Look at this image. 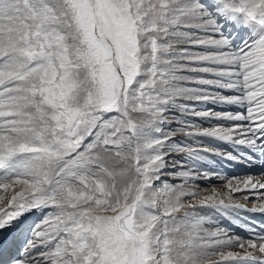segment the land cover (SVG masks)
Masks as SVG:
<instances>
[{
	"label": "rangeland",
	"instance_id": "obj_1",
	"mask_svg": "<svg viewBox=\"0 0 264 264\" xmlns=\"http://www.w3.org/2000/svg\"><path fill=\"white\" fill-rule=\"evenodd\" d=\"M206 2L0 0V39L8 35L6 41H0V136L12 138L3 141L0 137V192L9 194L23 188L14 200H25L30 217L37 214L25 229L31 237L17 261L134 264L136 240L122 237L123 227L116 226L113 210L131 203L139 192L143 197L132 214L133 225H143L147 209L161 217L136 237L137 264L264 261V238H240L219 219L243 218L244 207L263 209L264 188L253 191L262 197H247L249 192H241L227 199L224 185L250 174L224 175L211 160L216 155L225 162V144L245 141L227 131L248 125L255 102H244L250 88L256 87L245 88L240 77L245 73L244 66L252 62L253 67L261 68L264 61L257 48L264 44L258 46V35L254 34L257 30L264 32V0H214L211 7ZM221 7L239 16V29L249 25L254 37L247 35L246 28L245 52H239V59L231 55V60L225 58L215 65L211 58L236 52L230 45L226 48L216 43L231 41L232 45L234 34L241 32L236 24H222L221 19L213 18ZM186 16L191 17L187 22L181 19ZM96 17L106 39L96 33ZM210 20L216 25L213 32L198 26ZM183 26H191V30ZM188 33L202 45H185ZM235 46L239 51L237 43ZM196 60L203 61L197 66ZM162 62L182 67L161 71ZM251 76L245 77L251 80ZM190 88L202 93L198 97L187 94ZM258 93L261 95L260 90ZM21 95L30 102L29 111L37 115L18 108ZM163 100L176 104L163 107L159 103ZM200 101L205 104L204 110L186 107ZM236 105L242 106L235 110ZM157 106L162 108L159 113ZM167 109L169 112H164ZM196 117L200 119L198 125L187 122V118ZM156 122L160 125H154ZM35 124L38 133H34ZM218 129L227 136L215 137L212 133ZM151 138L164 143L157 147L162 152L156 159H151L154 147L147 143ZM196 138V145H183ZM203 138L213 141H201ZM4 142L13 148L5 147ZM16 148L19 151L11 152ZM155 162L158 167L152 169ZM252 178L255 182L259 177ZM213 190L219 197L210 196L209 202H202ZM227 205L228 210L222 209ZM100 211H111L113 217ZM190 232L197 234L195 242L190 240ZM226 239L230 240L227 245L223 243Z\"/></svg>",
	"mask_w": 264,
	"mask_h": 264
},
{
	"label": "bare ground",
	"instance_id": "obj_2",
	"mask_svg": "<svg viewBox=\"0 0 264 264\" xmlns=\"http://www.w3.org/2000/svg\"><path fill=\"white\" fill-rule=\"evenodd\" d=\"M167 1V0H166ZM207 2V5H208V7H211V3H213V1L212 0H206ZM186 6V5H185ZM218 10V9H217ZM217 13V15H215L213 18H218L219 20L221 19V23L223 24L224 23V21H227V22H229L230 24H236V27H237V30H241V32H243V29H239L240 27H238L237 26V24H238V20L240 19L239 18V16H237L236 14H230L229 12H225L224 10H223V8L221 7V9L219 8V10H218V12H216ZM199 14V13H198ZM236 17H237V19H236ZM191 17L190 16H186V17H183V18H181L182 20H184V21H188L189 19H190ZM243 19V18H242ZM180 20V19H179ZM214 20V19H213ZM213 20H210V21H203V22H200L201 24H199L198 26L199 27H204V26H206V29H209V31H212V30H215V28H216V25L214 24V21ZM6 21H9V22H11V20H10V18L9 17H7V19H6ZM242 21V20H241ZM225 23V25L224 26H226L228 23ZM239 22H240V20H239ZM184 24H186V23H184ZM188 24V23H187ZM229 24V25H230ZM240 24V23H239ZM167 25V24H166ZM192 25V24H191ZM210 25V26H209ZM248 25V24H247ZM7 26L9 27V23L7 24ZM195 26V25H194ZM240 26V25H239ZM165 27H167V26H165ZM187 27V26H186ZM186 27H184L183 26V28H186ZM190 27L191 26H188V28H186V30L188 29L189 31L191 30L190 29ZM245 28H247L246 26H245ZM164 29V28H163ZM167 29H169L168 27H167ZM219 29V28H218ZM187 30V31H188ZM220 30V29H219ZM164 31V30H163ZM213 32V31H212ZM254 34H257L258 36H257V40H258V42H256V44L258 43L259 45H261V44H264V32L263 31H260L259 32V30H257L256 31V33L254 32ZM189 37H190V34L188 33L187 34ZM7 36L8 35H6V37L4 36V37H2V40L0 39V41L2 42V41H6L5 40V38H7ZM186 37V39L187 38H189V37ZM253 37V36H252ZM256 37V36H255ZM184 39V38H183ZM185 40V39H184ZM250 40H252V39H250ZM250 40H249V42H250ZM227 41V40H226ZM185 42V41H184ZM196 41H194L193 39H192V37H190L189 38V41L188 42H186V44L185 45H187V46H189V45H191V44H193L194 43V45L196 44V45H202L201 43H195ZM221 42V41H220ZM230 42L231 41H229V43H228V41L226 42V44H223L222 42L221 43H216V44H218L219 46H221V45H223V47L225 46L226 48L229 46V45H231L230 44ZM252 42V41H251ZM189 43V44H188ZM225 43V42H224ZM228 43V44H227ZM3 44V43H2ZM257 44V45H258ZM163 45H165V44H163ZM250 45H252V44H250ZM249 45V46H250ZM258 45V46H259ZM252 48H254V47H252ZM258 49V52L259 51H261V54H262V56L264 57V47H257ZM168 49V48H167ZM255 49V48H254ZM230 50V49H229ZM251 50V49H250ZM163 51H165V48H163ZM231 51V50H230ZM260 54V53H259ZM259 54H257L258 56H259ZM231 55H234V59L235 58H237L238 57V55H239V51H236V52H230V53H225V54H223V55H219V56H217V59L216 58H211L210 60V62L211 63H213V64H217L219 61H221V60H223V59H227V58H229L230 59V56ZM247 55V54H246ZM251 54H249V56H250ZM254 55H255V53H254ZM247 57V56H246ZM245 57V59H247ZM9 58V57H8ZM11 58V57H10ZM237 59H239V58H237ZM249 59V58H248ZM248 59H247V61H248ZM250 59H252V56H251V58ZM249 59V60H250ZM259 59V58H258ZM257 59V60H258ZM205 60V59H204ZM207 60V59H206ZM231 60V59H230ZM229 60V61H230ZM233 60V59H232ZM254 60H256V59H254ZM254 60H253V62H254ZM201 61H203V60H196V61H194V65H200V63H201ZM228 61V60H227ZM234 61H236L237 62V60H234ZM246 61V60H245ZM256 62V61H255ZM259 62H261V60L259 61ZM250 63V62H249ZM249 63H247V65L249 64ZM235 64V63H234ZM260 64V63H259ZM162 66H161V71H164L165 69H167V68H169L170 69V71H171V69L172 68H174V69H179L180 67H182V66H178V65H176L175 64V66H171V64L170 63H168V62H162V64H161ZM246 65V64H245ZM252 65V66H251ZM251 65H249V66H244L243 67V65H240V66H242V67H240V69L242 68L244 71H245V73H243L244 75L243 76H241L240 78H242L241 79V81L243 82V84L245 85L246 84V86H245V88H248V87H250V86H253V87H256L254 90L252 89L251 90V88H250V92H248L247 93V100L249 101V102H251V101H255L254 102V104H253V106H252V108H250V111H251V115H250V118L248 119V125L246 126V127H243V126H237L236 128H234V130H233V128H232V130L230 129H228L229 131H227L228 132V134H230V135H232V133L234 132V135L235 136H240V137H244V140L245 141H247V142H250L251 143V145H254L255 143H256V141H255V139H252V134H251V129H254L253 130V133L259 128V127H261L262 125L261 124H263V122H259V125H257V124H254L253 123V120L254 119H257V121H260L261 120V118L263 117L264 118V86L263 87H259V86H262L263 85V83H264V61L261 63V68L259 67V68H257V67H253L254 66V64H252V62H251ZM7 67V66H6ZM197 68V67H196ZM195 68V70H194V72H196V75H199L200 74V72L198 71V69H196ZM211 70V69H210ZM173 71V70H172ZM180 71V70H179ZM240 71H242V70H240ZM193 72V71H192ZM240 74V73H239ZM248 74H252V76H251V80H247V77H245L246 75L248 76ZM250 77V76H249ZM234 80V79H233ZM237 80V79H236ZM236 80H235V82H236ZM263 81V82H262ZM149 82H152V83H154V82H156V81H149ZM237 82H239V81H237ZM259 82V84H257ZM157 84H159V85H161L160 83H162L161 82V80L159 81V80H157V82H156ZM256 84V86H254ZM258 85V86H257ZM205 90V89H204ZM245 90V89H244ZM244 90H242L241 92H244ZM249 90V89H248ZM259 90L261 91V95L258 93L259 92ZM207 91V90H206ZM257 91V92H256ZM187 92V94H191V95H194L195 97H198V95H200L201 93H202V91L200 92V91H197V90H195V89H192V88H190L189 90H187L186 91ZM246 92V91H245ZM252 92L254 93V98H253V94H252ZM241 94V93H240ZM24 96V95H23ZM23 96L21 95V97H20V100L18 101L20 104L18 105V108L20 109V107L19 106H21V108H23V109H21V110H26V111H28L29 113H31L30 111V106H29V103L30 102H28L27 103V101L28 100H23L22 98H23ZM151 97V99H154V100H156V98L153 96V95H150ZM15 98V97H14ZM218 98V97H217ZM253 98V99H252ZM19 99V98H18ZM161 99V98H160ZM172 101V100H171ZM175 101V100H174ZM159 103L163 106V107H171V106H173L172 104H174L175 102H171L170 104H169V102H165V100H163V101H159ZM222 103V102H221ZM154 104H158L157 102H154ZM176 104V103H175ZM214 104V103H213ZM223 104H225V102H223ZM260 105H262V107H260ZM214 106H216V105H214ZM227 106H232L231 104L230 105H228L227 104ZM242 105H236V106H234V109L236 110V107H241ZM154 107H156V106H154ZM186 107H188V108H191V107H193V108H191V110H193V109H197V110H204V107H205V104H202L201 103V101L200 102H198V105H196V106H194V105H190V106H186ZM233 107V106H232ZM157 108H159L157 111H158V113L160 112V110L162 109L161 108V106H157ZM175 108V107H174ZM17 109V108H16ZM34 109V108H33ZM156 109V108H155ZM154 109V110H155ZM163 109H165V108H163ZM232 109V108H231ZM247 109V106H245V108H244V110H246ZM20 110V111H21ZM30 110V111H29ZM40 110V109H39ZM150 110H152V109H150ZM153 111V110H152ZM163 111V110H162ZM164 112H169V110L167 109V110H164ZM232 112H235L236 113V111H232ZM156 113V112H155ZM31 114H34V115H37V114H35V113H31ZM195 114L197 115V117H198V112H195ZM200 114V113H199ZM229 114V116H231V117H234L235 115H231V113H228ZM250 114V113H249ZM45 115V114H44ZM201 115V114H200ZM242 114H238L237 115V117H239V116H241ZM252 115L254 116L255 115V117H252ZM217 116H220V114L219 115H217ZM187 118V122H189L190 124H193L192 126H196V125H198V123L200 122L199 120L200 119H198V118ZM237 117H235L234 119H237ZM199 118H200V116H199ZM229 118V117H228ZM262 118V119H263ZM190 119V120H189ZM193 119V120H192ZM260 119V120H259ZM201 120H203V119H201ZM206 120V119H205ZM239 120V119H238ZM237 122V121H236ZM256 122V121H255ZM189 123L188 124H184V125H186V126H188L189 125ZM245 124V123H244ZM36 125V124H35ZM154 125H156V126H158V125H160L159 123H157L156 122V124H154ZM235 127V126H234ZM29 128V127H28ZM27 132H28V129L26 130ZM32 131V130H31ZM221 131L222 130H220V129H218L217 131H215V133H212V134H215L216 136H218V137H225V136H227V133H226V135H223L222 133H221ZM38 132H40V130H39V127L36 125V127H35V129H34V133H38ZM23 133H25V131L23 132ZM29 133V132H28ZM26 134V133H25ZM225 134V133H224ZM22 135V134H21ZM20 135V136H21ZM35 135H37V134H35ZM39 135V134H38ZM19 136V137H20ZM155 136H157V135H155ZM215 136V137H216ZM0 137H3V141H4V139H7V140H12V138H9V136H6V135H3V136H0ZM21 137H23V135L21 136ZM195 137H197V136H195ZM25 138H27V137H25ZM30 138V137H29ZM28 139V138H27ZM31 139V138H30ZM41 139V138H40ZM156 139H158L157 137H156ZM32 140V139H31ZM201 141L203 140L204 142L205 141H207L208 143L209 142H211V140L209 141V139H206V138H203V139H200ZM153 141V142H152ZM191 141H193L191 144L189 143V142H183V145H196V144H194V143H196V142H198L199 140L196 138L195 140H191ZM190 141V142H191ZM9 142V141H8ZM7 142V143H8ZM23 142V141H22ZM5 143V147H7L8 146V148H10L9 146L10 145H8V144H6V142H4ZM147 143H149V144H152V146L154 147V149H152V151L154 152L153 153V156H151V157H153V158H151V159H156L157 158V156H158V152H162V150H161V148H160V150L161 151H158L157 150V147L159 146V145H163L164 143H161V142H156V140H153L152 138L147 142ZM224 144V143H223ZM151 146V145H150ZM13 148V147H12ZM12 148H10V149H12ZM156 148V149H155ZM174 149H176V146H175V148ZM167 150H170V148L169 149H167ZM196 150V149H195ZM17 152V151H19V150H17V148L16 149H13L11 152ZM175 151V150H174ZM10 152V155L12 154ZM157 152V153H156ZM172 152V151H171ZM0 153H3V152H0ZM6 153H8V152H6ZM6 155V154H5ZM12 156V158H13V156H15V158H16V155H11ZM10 156V157H11ZM2 157V156H1ZM5 157V156H4ZM3 157V158H4ZM3 158H2V160H3ZM6 159H7V155H6V157H5ZM160 158V157H159ZM161 159V158H160ZM5 160V159H4ZM11 161H13V160H11ZM1 162V161H0ZM9 163V162H8ZM11 164V163H10ZM159 164H161V162L159 163ZM9 165V164H8ZM37 165V164H36ZM255 167H256V164H253ZM155 167H158V163H156L155 162V164H153L152 165V169H154ZM241 167H244V165L242 164V163H240V164H238V166L236 165L235 166V168H241ZM49 175H51V174H49ZM256 178V177H255ZM121 179V178H120ZM119 179V181H118V183H119V185H120V183H121V180ZM127 180H128V178H126ZM259 178H257V179H255V182H254V178H252V177H244L243 179H240V180H237V179H232L231 181H228L225 185H224V187L226 188V192L224 193L225 195L224 196H227V199H229V198H231V195L232 194H238V193H241V192H249V195H247V197H252V198H254V197H262V195H258L257 193H254L253 191H255V190H261V189H263L264 188V178H262V179H259ZM253 180V181H252ZM250 182H253V183H251V185H249V186H247ZM162 183V182H161ZM165 183V182H164ZM28 184V186H31L30 185V182L29 183H27ZM123 184V183H122ZM8 185H10V184H8ZM60 185V184H59ZM160 185H162V184H160ZM160 185H159V187H160ZM1 186H3V185H1ZM61 186V185H60ZM156 188V187H155ZM154 188V189H155ZM29 189V188H28ZM23 190V188L22 189H18V190H11L10 192H9V194H8V192L6 193V191L5 190H2L3 192H0V198L2 197V199H4V198H9V200L7 199L6 200V202H2V201H0V244L2 245V247H3V252L4 253H6L5 252V250H7V247H8V244H9V241H10V239L8 240V238L11 236V235H13L14 233H15V231L17 230V226L19 225V224H22V223H24L25 222V217H28L29 215H30V210L28 209V207L25 205V203H24V201L25 200H21L20 199V197H19V199H16V200H14V198H17V196L21 193V192H23L22 191ZM152 191V190H151ZM6 193V196H4L3 197V193ZM154 192V191H153ZM152 192V193H153ZM184 192H187V191H184ZM191 192V191H190ZM189 194V192L188 193H185V195H188ZM210 196H213V197H219V195H218V191H215V190H213L209 195H208V192L204 195V197L203 198H205L206 200H202V202H209V199H210ZM264 197V196H263ZM158 198V197H157ZM223 198V197H222ZM222 198H221V200H222ZM1 200V199H0ZM231 200V199H230ZM264 200V199H263ZM59 201V200H58ZM8 202V203H7ZM200 202H201V200H200ZM225 202V201H224ZM226 202H228V203H232V202H229V201H226ZM247 205H250V204H247ZM221 206V205H220ZM135 207H136V205H134L133 204V201L131 202V203H123L122 204V206H120V208H117V209H115V210H113L115 213H116V217H113V215H112V213H111V211H100L102 214H109V215H111L112 217H113V219H114V222L116 223V225H118V224H122L123 226V232H124V234H126V236L127 237H129V238H132L131 236H134V238H138V235H139V233L141 232V231H143L145 228H148V226L149 225H152L153 223H155L157 220H159L160 219V217H161V215L160 214H158V213H156V212H154V211H152V209H147L145 212H144V215L142 216L143 218H144V220H143V225L141 226V227H137L136 225H133V219H132V214H133V212H134V210H135ZM228 205L227 206H223L222 207V209H224V210H228ZM264 207V204H263V206H262V208ZM119 209V210H118ZM103 210V209H102ZM242 210V209H241ZM257 210V209H256ZM262 211V213H264V208L263 209H261ZM152 211V212H151ZM240 212V211H239ZM243 212V211H242ZM244 213V212H243ZM241 215V214H240ZM245 216H246V213H245ZM247 216H250V217H252V216H254V214H252L251 212L250 213H247ZM30 217V216H29ZM132 219V220H131ZM238 222H239V219L238 218H235V219H233V223L234 224H238ZM63 226V225H62ZM233 228L234 229H237L238 228V226L237 225H233ZM189 233V232H188ZM192 235H191V239L190 240H192V242H195V239H197V234L196 233H193V232H190ZM124 234H122V235H124ZM128 234V235H127ZM255 235V237H260V238H264V235L262 236V234L260 233V232H257V233H254ZM260 235V236H258V235ZM41 235V234H40ZM12 237V236H11ZM10 237V238H11ZM137 238L135 239V240H137ZM8 240V241H7ZM131 240V239H130ZM235 240H237V238H235ZM230 241V240H229ZM229 241L226 239V240H224L223 241V243L225 244V245H227V244H229ZM214 243H216V242H214ZM210 244V243H209ZM213 244V243H212ZM212 244H211V246H212ZM246 244H249L250 246H255V247H257V244H255V243H246ZM207 245V244H206ZM214 245V244H213ZM217 245V244H216ZM215 247H217V246H215ZM263 248V247H262ZM258 253L260 252V251H257ZM11 254V252H9V255ZM264 254V253H263ZM5 255V254H4ZM46 258V257H45ZM51 260H53V259H51ZM54 262V261H53ZM13 264H23V262L22 261H15ZM53 264V263H52Z\"/></svg>",
	"mask_w": 264,
	"mask_h": 264
},
{
	"label": "water",
	"instance_id": "obj_3",
	"mask_svg": "<svg viewBox=\"0 0 264 264\" xmlns=\"http://www.w3.org/2000/svg\"><path fill=\"white\" fill-rule=\"evenodd\" d=\"M93 12L95 14V6L93 5ZM94 27L96 30V33L102 38V39H106V37L104 36V34H102L101 30H100V22L98 21L97 17L95 18L94 21ZM114 57V56H113ZM143 197V192H139L136 197L133 200V204L136 205L137 202ZM116 224V223H115ZM118 228H121L123 225L120 223V227L118 225H116ZM124 230V229H123ZM137 257H138V243L135 244V253H134V264H137Z\"/></svg>",
	"mask_w": 264,
	"mask_h": 264
}]
</instances>
